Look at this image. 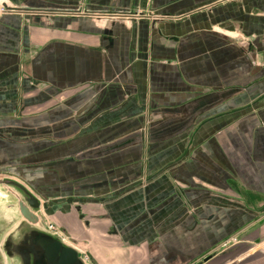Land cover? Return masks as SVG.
<instances>
[{
  "label": "crops",
  "instance_id": "crops-1",
  "mask_svg": "<svg viewBox=\"0 0 264 264\" xmlns=\"http://www.w3.org/2000/svg\"><path fill=\"white\" fill-rule=\"evenodd\" d=\"M0 4V169L69 199L96 263L192 264L264 216V0Z\"/></svg>",
  "mask_w": 264,
  "mask_h": 264
},
{
  "label": "water",
  "instance_id": "water-1",
  "mask_svg": "<svg viewBox=\"0 0 264 264\" xmlns=\"http://www.w3.org/2000/svg\"><path fill=\"white\" fill-rule=\"evenodd\" d=\"M0 198L15 199L16 214L24 220L11 233L12 224L0 216V264H87L74 243L39 222L40 200L25 184L0 179ZM192 264H264V216Z\"/></svg>",
  "mask_w": 264,
  "mask_h": 264
},
{
  "label": "rangeland",
  "instance_id": "rangeland-1",
  "mask_svg": "<svg viewBox=\"0 0 264 264\" xmlns=\"http://www.w3.org/2000/svg\"><path fill=\"white\" fill-rule=\"evenodd\" d=\"M3 5L2 4H0V11L2 10L3 11ZM3 13V12H2ZM1 172H3V170L2 169H0V176H2V173ZM3 177V176H2ZM25 178V177H24ZM12 193H15V192H13V191H11ZM13 201L15 200V199H12ZM15 202V201H14ZM16 203V202H15ZM16 208H14V205H10V206H8L7 204H1L0 203V216L2 217L1 218V221H6L7 223L8 222H10L11 224H12V226L10 227V230L12 229V227H17L18 226V224L16 225V222H20V221H22L21 223H23V218L22 217H20L19 215H17L16 214ZM7 213L9 214V213H11V215L9 216V215H7ZM37 215H38V217H39V222H41V223H44V225H46L47 226V228L48 227H50L51 226V223H50V221H48L47 219H45V217H44V215H43V213H42V211L39 209V211H38V213H37ZM11 218V219H10ZM239 222H241V221H239ZM255 221H253L251 224H253ZM244 223V222H243ZM241 224L239 223V225H238V227L236 228V230H231L229 233H228V236L229 237H227L226 239H223L222 241H219V243H217L216 245H213L214 247H211V249H209L208 251H206L201 257H203L204 255H206L207 253H209V252H211V251H213V250H215V249H217V248H219V247H221V246H223L224 244H226L228 241H230V240H232L233 239V237L234 236H236V235H238L240 232H242L244 229H241V226H240ZM52 227V226H51ZM14 228V229H15ZM13 229V230H14ZM49 229V228H48ZM9 230V231H10ZM13 230H12V232H13ZM50 231H52V232H54V230L53 229H51ZM11 232V233H12ZM233 233H235V234H233ZM233 234V235H232ZM232 236V237H231ZM66 240V239H65ZM67 241V240H66ZM76 246V245H75ZM76 248H78L79 249V251H80V253H81V255L83 256V258H84V260H85V262L87 263V264H98V263H96L94 260H93V258L90 256V254H89V252H88V250H87V247L85 246V245H82V244H78V246H76ZM200 257V258H201ZM200 258H198V259H200ZM197 259V260H198ZM196 261V260H195ZM194 261V262H195Z\"/></svg>",
  "mask_w": 264,
  "mask_h": 264
},
{
  "label": "flooded vegetation",
  "instance_id": "flooded-vegetation-1",
  "mask_svg": "<svg viewBox=\"0 0 264 264\" xmlns=\"http://www.w3.org/2000/svg\"><path fill=\"white\" fill-rule=\"evenodd\" d=\"M1 173H2V176L4 177H10L8 174V171H3ZM26 186L34 193V191L30 188L29 185H26ZM35 195L40 200V210L42 211L45 219L50 221L52 229L55 232L61 234L64 239L68 240V242L74 243V241L69 238V235L67 233L69 231L68 227L64 224V222L61 221V218L57 217L58 212H59V215H64V216L71 214V211L69 209V206L71 205V201H69V199L64 200L60 203L54 200L46 201L40 194H35ZM74 210L77 213L79 211L78 208L73 209V211ZM79 219H81V216H79Z\"/></svg>",
  "mask_w": 264,
  "mask_h": 264
},
{
  "label": "bare ground",
  "instance_id": "bare-ground-1",
  "mask_svg": "<svg viewBox=\"0 0 264 264\" xmlns=\"http://www.w3.org/2000/svg\"><path fill=\"white\" fill-rule=\"evenodd\" d=\"M9 10H11V9L5 6V7L3 8V11L1 10L0 12H1V13H2V12L4 13V12L9 11ZM3 178H4V176H3V177L0 176V179H3ZM13 192H14V191H13ZM15 193H16V192H15ZM0 203H1V204H7L8 206H10V205L12 204V205H14V208H16V203H15L13 200H10V201L7 202V201H5L4 199H1V198H0ZM16 209H17V208H16ZM21 222H22V221L19 222L18 226H21V225L23 224V223H21ZM8 223H9V222H8ZM67 241H68V240H67Z\"/></svg>",
  "mask_w": 264,
  "mask_h": 264
},
{
  "label": "built area",
  "instance_id": "built-area-1",
  "mask_svg": "<svg viewBox=\"0 0 264 264\" xmlns=\"http://www.w3.org/2000/svg\"><path fill=\"white\" fill-rule=\"evenodd\" d=\"M49 228V230H51L52 229V227L50 226V227H48ZM55 232V231H54ZM55 233H57V232H55Z\"/></svg>",
  "mask_w": 264,
  "mask_h": 264
}]
</instances>
